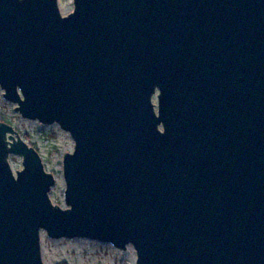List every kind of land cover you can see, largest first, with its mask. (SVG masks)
Segmentation results:
<instances>
[{
  "label": "water",
  "instance_id": "water-1",
  "mask_svg": "<svg viewBox=\"0 0 264 264\" xmlns=\"http://www.w3.org/2000/svg\"><path fill=\"white\" fill-rule=\"evenodd\" d=\"M0 88L74 142L61 209L0 122V264H43L41 230L135 264H264V0H0Z\"/></svg>",
  "mask_w": 264,
  "mask_h": 264
},
{
  "label": "rangeland",
  "instance_id": "rangeland-1",
  "mask_svg": "<svg viewBox=\"0 0 264 264\" xmlns=\"http://www.w3.org/2000/svg\"><path fill=\"white\" fill-rule=\"evenodd\" d=\"M57 3L62 16L72 12L73 0H57ZM152 104L156 111L157 91L152 96ZM14 107V104L3 98V90L0 88V122L12 126L20 137L38 152L45 171L54 178V184L48 193L49 199L53 205L66 209L62 161L64 154L73 151L72 138L55 123L43 125L36 120L22 118L14 111ZM8 162L13 172L21 168L20 157L10 156ZM39 239L43 264H135L136 262V252L132 245L118 249L108 242L87 238L52 239L44 230L40 231Z\"/></svg>",
  "mask_w": 264,
  "mask_h": 264
},
{
  "label": "bare ground",
  "instance_id": "bare-ground-1",
  "mask_svg": "<svg viewBox=\"0 0 264 264\" xmlns=\"http://www.w3.org/2000/svg\"><path fill=\"white\" fill-rule=\"evenodd\" d=\"M133 259H134V256H133V257H131V259H130V260H131V262H133Z\"/></svg>",
  "mask_w": 264,
  "mask_h": 264
}]
</instances>
